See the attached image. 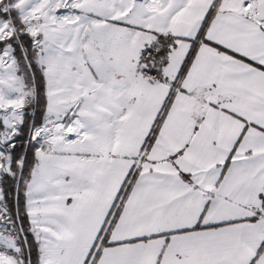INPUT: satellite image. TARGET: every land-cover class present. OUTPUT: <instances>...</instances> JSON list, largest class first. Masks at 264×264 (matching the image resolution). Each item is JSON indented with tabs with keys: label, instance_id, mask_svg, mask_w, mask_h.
Segmentation results:
<instances>
[{
	"label": "snow or ice",
	"instance_id": "1",
	"mask_svg": "<svg viewBox=\"0 0 264 264\" xmlns=\"http://www.w3.org/2000/svg\"><path fill=\"white\" fill-rule=\"evenodd\" d=\"M0 264H264V0H0Z\"/></svg>",
	"mask_w": 264,
	"mask_h": 264
},
{
	"label": "trees",
	"instance_id": "2",
	"mask_svg": "<svg viewBox=\"0 0 264 264\" xmlns=\"http://www.w3.org/2000/svg\"><path fill=\"white\" fill-rule=\"evenodd\" d=\"M33 118H35V117H33ZM8 200H9V202H10V207H12L13 208V211L15 210L14 209V197L12 196V195H9V197H8Z\"/></svg>",
	"mask_w": 264,
	"mask_h": 264
}]
</instances>
